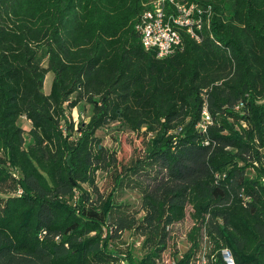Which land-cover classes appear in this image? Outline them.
<instances>
[{"label": "trees", "instance_id": "16d2710c", "mask_svg": "<svg viewBox=\"0 0 264 264\" xmlns=\"http://www.w3.org/2000/svg\"><path fill=\"white\" fill-rule=\"evenodd\" d=\"M151 1L0 0V264H264V0H174L212 17L163 59L136 29ZM112 123L142 140L126 165L96 137Z\"/></svg>", "mask_w": 264, "mask_h": 264}, {"label": "rangeland", "instance_id": "374dc122", "mask_svg": "<svg viewBox=\"0 0 264 264\" xmlns=\"http://www.w3.org/2000/svg\"><path fill=\"white\" fill-rule=\"evenodd\" d=\"M50 81V74H47L44 80V92H48ZM89 115V106H85L83 111H77L73 109L69 114V118L77 123L79 121L86 122L88 120ZM19 125L25 130L28 131L30 128V123L26 121L24 118H21L18 121ZM96 137L101 140V145L109 150V153L114 152V156L117 162H122L124 165L128 164L134 157L137 156L136 150L142 148L141 138L137 134H133L123 128L117 126L116 123H112L105 128L96 132ZM113 173V168H109L107 171H97L96 172V184L100 191V193L106 195L113 188V183L110 179L111 174ZM2 189V187H0ZM0 197H4L3 194H0ZM117 202L128 203L131 206V209L136 211L140 207L141 197L140 194L136 190L123 189L119 190L116 194ZM190 208L186 209V217L183 221L178 224H175L171 227L168 239V249L169 253H171L174 249L179 252V255H182L187 251L189 245L187 242V233L192 226V221L189 217ZM142 213L138 214L137 217L141 216ZM122 241V242H121ZM121 241L118 243L121 245V249H124L127 245H133L135 243L134 254L137 257L138 254V246L141 242V239H137L129 232H125L122 236ZM133 243V244H132ZM204 246V244H203ZM168 255H164L163 261L168 260ZM202 261H196L195 264H202Z\"/></svg>", "mask_w": 264, "mask_h": 264}, {"label": "built area", "instance_id": "2783aa9c", "mask_svg": "<svg viewBox=\"0 0 264 264\" xmlns=\"http://www.w3.org/2000/svg\"><path fill=\"white\" fill-rule=\"evenodd\" d=\"M211 17L210 7L174 0H152L136 29L142 47L163 59L182 49L181 31L196 43H201L204 38L203 27L205 25L209 29ZM202 121L199 127L204 130L210 122L206 112L203 113ZM224 257L229 264H233L228 252H224ZM202 264H205L204 261Z\"/></svg>", "mask_w": 264, "mask_h": 264}]
</instances>
